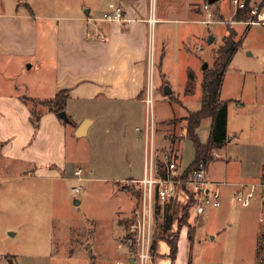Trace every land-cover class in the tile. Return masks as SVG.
<instances>
[{"label":"rangeland","instance_id":"1","mask_svg":"<svg viewBox=\"0 0 264 264\" xmlns=\"http://www.w3.org/2000/svg\"><path fill=\"white\" fill-rule=\"evenodd\" d=\"M1 1L0 11H11L16 0ZM61 2L82 3L85 8L92 7L94 15L101 12L97 0ZM209 7L214 20L222 19L224 23L189 24L188 38L173 31L163 43V69L158 68L159 43L155 45V58L149 57L148 62L151 86L147 84V91L151 87L152 101L146 113L143 109L140 123L133 118L120 122L124 117L117 106H105V101L99 100L100 109L95 105L89 111L96 123L88 136L80 140L67 136L68 166L61 180L19 178L18 167L0 156V264H10L9 260H13L12 264H91L92 254L99 256L95 264H130L131 259V264H138L135 250L126 251L124 237L128 235L132 213L140 205L139 199L137 206L135 203L139 190L133 177L142 175L146 120L152 138L164 139L161 145L156 139L152 143L154 155L158 159L166 155L179 169L186 168L194 159V150L182 118L199 108L202 65L207 63L206 69L212 66L214 51L228 31L235 33L233 39L240 40L241 45L223 76L219 94L226 102L225 143L211 152L208 174L238 183L255 178L264 169V26L241 23L249 16L237 18L236 5L231 0H217ZM37 23L42 30L44 20L38 19ZM29 63L24 69L18 59L0 56V96L31 94L26 85L36 69L29 71ZM188 73L192 74L190 80ZM164 85L172 89L170 96L163 94ZM238 101L244 106L238 108ZM44 109L34 105L35 111ZM66 112L78 121L77 111ZM206 122L212 125V119L203 120L198 129L202 142L212 132L211 127L208 132ZM214 152L220 156L215 157ZM79 168L81 174L76 176L74 172ZM78 185L82 191L74 194L72 188ZM228 188L234 187H221ZM177 190L167 203L154 207L147 264L173 261L170 248L163 253L160 246L163 242L168 245L169 234L177 235L182 228L179 219L188 200L178 198V192H185L182 185ZM74 198L80 200L77 205ZM187 213L185 229L188 232L190 226L194 232L196 228L192 236L195 242L188 249V260L193 264H264V224L258 222L256 201L247 207L235 200L207 207L198 221L190 216L192 206ZM165 215L170 219L168 230ZM184 238L181 229L179 249ZM88 245L89 250L83 249Z\"/></svg>","mask_w":264,"mask_h":264},{"label":"crops","instance_id":"2","mask_svg":"<svg viewBox=\"0 0 264 264\" xmlns=\"http://www.w3.org/2000/svg\"><path fill=\"white\" fill-rule=\"evenodd\" d=\"M204 3L207 0H97L101 12L94 15L93 8H85L82 3L73 5L61 0H16L13 10L0 11V56L18 59L24 69L30 62L27 69H36L34 74L29 75L31 80L26 85V89H31V94L26 90L28 96H0V156L18 167L19 178L61 180L68 166L67 136L70 134L75 140L88 136L96 123V118L89 111L94 110L95 105V108L100 109L97 107L99 100L105 101V106H117L124 117L120 122L133 118L140 123L143 109L146 113V93L151 94V87L147 91V84L151 86L148 81V62L149 57L150 60L151 57L155 58V45L159 43L158 68L163 69L166 57L164 41L174 34L173 31L188 38L191 33L189 24L201 23L205 18L206 11L202 8ZM115 7L122 9L125 20H103L102 14ZM38 19L44 20L42 30L38 29ZM63 90L68 92L65 111H77L78 121L66 112L72 123H63L54 112L43 107L44 110H36L39 120L34 128L31 115L34 106L25 102L24 98L48 100ZM187 93L190 94L189 91ZM243 106L238 101V108ZM205 119L210 120L208 117L200 121L197 134ZM86 120L89 122L84 135L76 137L77 127ZM205 125L209 132L211 123L206 122ZM155 139L152 138V143ZM156 140L160 145L161 141L164 142L161 138ZM207 141L208 138L201 142ZM145 150L144 146L142 175ZM210 163H206L208 178L223 182L222 186L234 187L221 189V205L234 200L233 193L238 186L256 183L264 174V169L259 170L255 178L238 183L227 180L225 176L221 179L211 178L208 174ZM140 178L133 177V180ZM178 193V198L187 199L184 191ZM254 201L260 212V200L255 198ZM190 216L197 221L201 217ZM185 228L183 225L178 231L177 252L173 261L165 260L163 264H193L188 260V249L195 241L193 238L192 242L188 241ZM181 229H184L185 238L179 249ZM90 247L88 245L83 249L89 250ZM160 248L163 253L169 252L165 242ZM125 249L128 251L127 247ZM98 257L92 254L91 264H95ZM132 262L131 259L130 264ZM9 263L12 264L13 260H9Z\"/></svg>","mask_w":264,"mask_h":264},{"label":"built area","instance_id":"3","mask_svg":"<svg viewBox=\"0 0 264 264\" xmlns=\"http://www.w3.org/2000/svg\"><path fill=\"white\" fill-rule=\"evenodd\" d=\"M231 1L236 5V9L245 10L249 16V20L241 21V23L264 26V6L252 2L247 8L244 0ZM202 8L206 11V15L201 23L206 25L211 22L224 23L222 19L214 20L215 15L210 10L208 3H204ZM102 19L109 22L125 20L120 7H115L111 11L103 13ZM149 21L152 22L153 19L150 18ZM230 22L235 21L231 20ZM101 39L103 40V38ZM151 101V94L148 92L144 100L147 109L150 107ZM144 138L148 151L145 150L143 175L135 181L137 189L141 194L140 205L138 209H134L128 235L124 237V245L129 249L135 250L138 264H147L149 260L150 223L155 205L159 206L167 203L174 197L178 187L182 185L185 186V194L189 193L192 196L193 215L198 217L205 212L207 207H219L221 205V187L224 184L219 181H211L208 178L207 166L202 160L196 163L186 179H182V170L176 166L173 160L169 159L166 155L159 159L154 155L151 126L147 120ZM214 156L218 157L219 155L215 152ZM158 162L163 164V171L158 166ZM74 174L79 176L81 169H77ZM81 191V185L72 188L74 194H79ZM233 198L243 207L249 206L252 200L258 198L260 200L258 222L264 224V176L260 177L256 183L238 186L233 193Z\"/></svg>","mask_w":264,"mask_h":264},{"label":"trees","instance_id":"4","mask_svg":"<svg viewBox=\"0 0 264 264\" xmlns=\"http://www.w3.org/2000/svg\"><path fill=\"white\" fill-rule=\"evenodd\" d=\"M246 3V7L250 5L252 0H244ZM260 6H264V0H259L258 2ZM247 18V14L245 10L237 9V18ZM238 20V19H237ZM235 33L228 31V34L224 37L223 43L218 46L213 55V64L209 69H206L202 72L201 82H200V100H199V109L196 111H190L188 114L182 118L186 122V136L187 139L191 141L193 150H194V159L193 161L182 170L181 178L186 179L188 177L189 172L196 165V163L200 160L205 163L209 162L211 159V152L215 150L217 147H221L225 143V117H226V102L220 100V89L223 81L224 73L229 66L233 54L239 49L241 42L240 40H234L233 36ZM192 74L188 73V79L190 80ZM188 87V91H189ZM68 98V92L66 90L58 92L53 98L48 100H37L32 98H24L25 102L31 103L33 106L37 103L42 107H46L49 111L54 112L56 115L65 110L66 100ZM32 115V123L34 128L38 125L39 113L31 109ZM212 119V132L208 141L202 143L198 137L196 132L199 127L200 121L204 118ZM63 123H67L62 120ZM172 122L170 121L169 124ZM69 124V123H67ZM158 166L163 171V164L158 162ZM185 189V186H182ZM135 203L136 206L139 204L138 199L140 201V191L136 192ZM187 202L184 205V214L183 217L179 219V225H188L187 217H188V209L191 208L193 204L192 196L187 193ZM157 207V205H156ZM166 226L165 229L168 230L170 228V219L167 215ZM190 230L187 232V238L189 242H192L193 232ZM170 240L168 241V246L170 248V256L174 258L177 252V235L169 234ZM264 238V234H263ZM174 239V240H173ZM262 261V260H261Z\"/></svg>","mask_w":264,"mask_h":264},{"label":"water","instance_id":"5","mask_svg":"<svg viewBox=\"0 0 264 264\" xmlns=\"http://www.w3.org/2000/svg\"><path fill=\"white\" fill-rule=\"evenodd\" d=\"M215 1H216V0H207V3H208V4H212V3L215 2ZM212 40H213V38L210 37V38H209V42H211ZM206 68H207V63H204V64L202 65V69L205 70ZM171 93H172V90L168 87V85H164V87H163V94H164V95H170ZM57 116H58L59 119L65 121V122H67V123H72L71 120H70V118L68 117V115H67V113H66L65 110L60 111V112L57 114ZM88 122H89V121L86 120V121H84L81 125H79V126L77 127L76 134H75L76 137H81V136L84 135V132H85V129H86V127H87V123H88ZM73 203H74L75 205H77V204L79 203V201H78L77 199H74V200H73Z\"/></svg>","mask_w":264,"mask_h":264}]
</instances>
